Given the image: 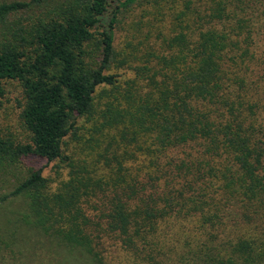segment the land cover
<instances>
[{
  "label": "trees",
  "instance_id": "obj_1",
  "mask_svg": "<svg viewBox=\"0 0 264 264\" xmlns=\"http://www.w3.org/2000/svg\"><path fill=\"white\" fill-rule=\"evenodd\" d=\"M137 1H0V107L3 81H17L27 133L25 142L0 135V172L18 170L29 155L61 157L79 117L96 119L94 132L111 137L126 156L136 150L148 160L140 179L104 149L114 161L106 163V178L91 175L97 160L89 168L85 160L69 163L68 178L53 190L41 167L18 172L0 195V207L13 197L21 201L6 219L14 224L10 243L18 228L22 236L50 235L93 255L99 235L93 230L116 232L126 243L143 237L186 204L183 190L217 186L246 201L264 198V0H181L173 16L178 30L163 39L161 51L148 52L152 60L139 56L121 85L109 72L114 61L122 63L112 24ZM150 1L162 9L164 0ZM109 5L107 27L97 29Z\"/></svg>",
  "mask_w": 264,
  "mask_h": 264
},
{
  "label": "rangeland",
  "instance_id": "obj_2",
  "mask_svg": "<svg viewBox=\"0 0 264 264\" xmlns=\"http://www.w3.org/2000/svg\"><path fill=\"white\" fill-rule=\"evenodd\" d=\"M196 3L193 0L192 4ZM161 4L162 9L157 10L150 0H139L121 8L115 15L112 44L117 61L122 63L114 61L109 72L116 74L121 85L124 79L133 76L132 67L140 65L139 56L152 60L148 52L161 51L163 39L178 30L173 16L177 9L182 8L181 0H164ZM111 9L112 5H109L102 14L97 29L107 27ZM143 63L148 64V60ZM3 87L0 135L25 142L27 133L18 117L20 85L7 79L3 81ZM99 90L100 87H96L95 95ZM96 122V119L79 117L78 129L73 135L63 138L61 157L46 162L44 158L29 155L22 158L18 170L0 172V195L12 189L15 176L27 167H41V174L48 178L52 190L68 178L69 163L80 165L85 160L89 168L90 164L93 165L92 161L97 160L96 171L91 175H105L106 178L108 165L113 166L114 161L109 152L102 154L104 149L114 150L116 158L123 161L128 171H132L130 173L137 169L139 178L145 179L148 173L145 153L135 150L133 157L126 156L123 148L117 147L111 137L94 132ZM91 137L95 140H90ZM133 149L134 145H131L130 150ZM191 191L183 190L186 204L175 206L169 216L157 220L152 233L143 237L132 235L126 243L116 236V232L93 230V235L99 233L93 238V255L59 245L50 235L22 236L23 232L18 228L15 229L13 243H10L8 235L14 224L6 219L12 217L21 204L13 197L0 207V264H264V198L246 201L238 193L231 194L217 186H204ZM92 205L97 206L98 202L93 199ZM88 211L91 216L99 213L98 209Z\"/></svg>",
  "mask_w": 264,
  "mask_h": 264
}]
</instances>
